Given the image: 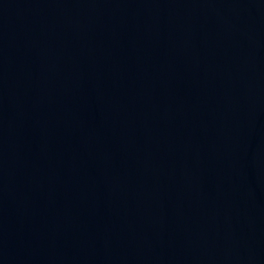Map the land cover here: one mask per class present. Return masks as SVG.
<instances>
[{"label":"water","instance_id":"95a60500","mask_svg":"<svg viewBox=\"0 0 264 264\" xmlns=\"http://www.w3.org/2000/svg\"><path fill=\"white\" fill-rule=\"evenodd\" d=\"M0 264H264V0H0Z\"/></svg>","mask_w":264,"mask_h":264}]
</instances>
